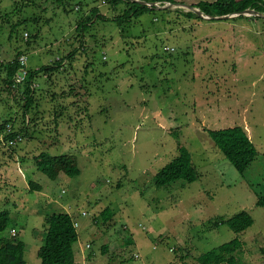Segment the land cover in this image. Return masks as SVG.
I'll return each instance as SVG.
<instances>
[{"label": "rangeland", "instance_id": "1", "mask_svg": "<svg viewBox=\"0 0 264 264\" xmlns=\"http://www.w3.org/2000/svg\"><path fill=\"white\" fill-rule=\"evenodd\" d=\"M200 1L156 2L160 10L122 27L114 19L125 5L87 0L78 11L73 1L65 11L57 0H42L46 11L25 13L39 18L29 29L37 37L25 33L11 47L0 35V63L14 59V47L33 70L75 54L63 69L37 75L26 115L23 88L14 97L0 81V117L23 130L15 148L0 144V211L10 210L16 235L7 232L26 242L28 264L40 263L45 218L59 211L78 223L91 264H203L204 253L236 238L242 245L235 264H264V208L253 191L264 180V158L241 173L208 133L240 125L264 153V12L189 16L188 6ZM94 6L105 19L78 31ZM181 145L201 177L156 187L155 176ZM42 151L76 155L82 173L50 179L35 166ZM26 166L42 190L28 187ZM108 207L107 221L100 214ZM243 210L254 223L236 233L226 220Z\"/></svg>", "mask_w": 264, "mask_h": 264}, {"label": "trees", "instance_id": "2", "mask_svg": "<svg viewBox=\"0 0 264 264\" xmlns=\"http://www.w3.org/2000/svg\"><path fill=\"white\" fill-rule=\"evenodd\" d=\"M42 0H0V35L7 34L8 41L13 45V42H22L23 35L28 33L31 38L37 37V29H33L30 33L32 24L39 23V18L36 16H26L25 13L32 9H40L46 11V8H42L40 3ZM78 4V11H82L87 4V0H57L58 3L64 5V10L71 4ZM95 1V0H94ZM109 4L117 7L119 5H125L126 8L123 14L114 19L120 26L126 22L131 21L132 16H138L145 12L160 10L154 3L161 2L162 4L168 2L172 4H178V0H144L145 4H142L136 0H104ZM148 3H153L149 5ZM206 15L222 16L227 14H239L243 15L244 10L247 8H254L256 12H264V0H201L197 6ZM75 8H71L73 10ZM167 11V10H165ZM189 16L196 18H202L196 12L190 10L187 13ZM260 15V14H259ZM83 17V15H82ZM96 18H103L97 6L91 7L90 15L84 17L83 21L78 24V31L84 32L85 29L94 22ZM30 33V34H29ZM30 43V40L26 41ZM16 48V55L13 60L8 61L3 58L0 63V75L3 77L0 79L2 84V90L9 93L12 96H16L17 89L23 88L20 98V103L24 108L25 114L28 108L32 107L33 101L36 99V91L38 84L36 83V77L40 72H47L51 75L54 71L64 68V62L66 60H74V52H71L61 60H57L55 65L43 66L39 69H30L29 74L26 77L25 82L16 86L14 84V77L19 71V57L23 54L18 47ZM9 51V50H8ZM75 51V50H74ZM0 52H2L0 48ZM10 52V51H9ZM2 57V56H0ZM34 84L36 86L34 87ZM4 86V87H3ZM73 87V86H72ZM71 87V88H72ZM29 118V117H28ZM27 118V119H28ZM7 118L0 117V144L15 148L17 144H11L10 140L15 139L18 134L22 137L20 132L14 131L13 124L9 122ZM27 122V123H26ZM30 120L25 121L26 125H29ZM11 124L12 130L8 131L7 125ZM28 127V126H27ZM209 135L213 138L216 146L225 155L227 159L235 166V168L241 172H246L252 163L258 158L263 157L264 153L260 154L256 145L250 138L247 130L240 126H230L221 129L208 130ZM35 165L37 169L46 174L50 179L57 180L61 175H67L70 177L78 176L82 173V169L79 164L78 157L73 154H60L50 155L45 151H42L34 157ZM201 177L196 165L192 161V156L189 149L185 146L179 147V154L163 168L159 170L155 176V185L158 188H162L168 184L180 181L183 186L188 183H192ZM263 183V184H262ZM31 189L41 190L40 185L36 182H31ZM35 187V188H33ZM264 180L258 187H253V191L257 196L256 204L264 208ZM82 215H87L82 213ZM113 215L111 208H105L100 214L105 220H110ZM99 217H95V219ZM47 230L44 237V243L38 250V256L40 257V264H76V246L79 241V233L77 229V222L70 212L59 211L53 212L46 216ZM11 212L9 209L0 211V264H27L25 259L26 243L18 236L8 235L11 225ZM254 223L253 216L250 212L243 210L240 213L226 220V224L236 233H241L251 227ZM242 245L239 238L224 243L217 248H214L204 253L200 260L203 264H221L222 262H229L231 264L236 263L235 254L238 248ZM106 250L104 251V253Z\"/></svg>", "mask_w": 264, "mask_h": 264}, {"label": "crops", "instance_id": "3", "mask_svg": "<svg viewBox=\"0 0 264 264\" xmlns=\"http://www.w3.org/2000/svg\"><path fill=\"white\" fill-rule=\"evenodd\" d=\"M20 164L22 165H26V162H22V161H19ZM36 166V165H35ZM37 168V166H36ZM35 173V169H31V168H27L26 166V177L29 179V184H28V187H32L31 185V182L33 183L34 180H32L30 177H29V174H34ZM26 190L25 187H23ZM42 190V189H41ZM15 191H18L17 188H15ZM61 205H59V208ZM12 230L16 229L15 226H13L11 228ZM11 230V231H12ZM20 238H22L21 236H18ZM26 243V242H25ZM82 240H81V237L79 236V241H78V244L76 246V264H91L92 262L90 261V254L88 253V248H87V245H84L82 244ZM88 244V243H87ZM90 244V243H89ZM26 247H27V244H26ZM108 246L104 244V247H101V250L104 252L105 250L107 251ZM28 264V263H27ZM40 264V263H39Z\"/></svg>", "mask_w": 264, "mask_h": 264}, {"label": "built area", "instance_id": "4", "mask_svg": "<svg viewBox=\"0 0 264 264\" xmlns=\"http://www.w3.org/2000/svg\"><path fill=\"white\" fill-rule=\"evenodd\" d=\"M28 35V33H26V36ZM167 50H169L170 48L169 47H167L166 48ZM27 60H28V56L27 55H25V54H22L20 57H19V64H20V67H19V71H18V73L15 75V77H14V84L16 85V86H20V85H22L24 82H25V80H26V77L28 76V74H29V68H28V66L26 65V63H27ZM36 86V84H34V87ZM7 129H8V131H11L12 130V126H11V124H8L7 125ZM23 140V137L20 135V134H18L17 136H16V138L15 139H11L10 140V143L11 144H18V142H20V141H22ZM84 214H86V212H84ZM13 235H16V233H15V230H13ZM88 246H90V244H88Z\"/></svg>", "mask_w": 264, "mask_h": 264}, {"label": "water", "instance_id": "5", "mask_svg": "<svg viewBox=\"0 0 264 264\" xmlns=\"http://www.w3.org/2000/svg\"><path fill=\"white\" fill-rule=\"evenodd\" d=\"M142 4H145L147 2H145L144 0H136ZM149 5H152L153 3H148ZM155 4V3H154ZM156 5V4H155ZM169 5H172V3H169ZM167 7V6H165ZM190 8V10L196 12L197 14L201 15V14H204V16L206 18H209V19H214V18H217V19H221V18H229V17H233V14H227V15H222V16H211V15H206L205 13H203L201 10H198L197 8H195L194 6H188ZM252 12H255V10H252L250 8H247L246 10H244L243 12L241 13H252ZM203 16V15H202ZM208 16V17H207ZM204 17V18H205Z\"/></svg>", "mask_w": 264, "mask_h": 264}, {"label": "clouds", "instance_id": "6", "mask_svg": "<svg viewBox=\"0 0 264 264\" xmlns=\"http://www.w3.org/2000/svg\"><path fill=\"white\" fill-rule=\"evenodd\" d=\"M14 230V229H13Z\"/></svg>", "mask_w": 264, "mask_h": 264}]
</instances>
